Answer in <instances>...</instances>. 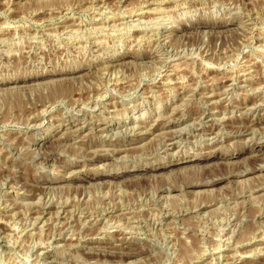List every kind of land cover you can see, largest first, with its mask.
Here are the masks:
<instances>
[{
    "label": "rangeland",
    "instance_id": "1",
    "mask_svg": "<svg viewBox=\"0 0 264 264\" xmlns=\"http://www.w3.org/2000/svg\"><path fill=\"white\" fill-rule=\"evenodd\" d=\"M0 264H264V0H0Z\"/></svg>",
    "mask_w": 264,
    "mask_h": 264
},
{
    "label": "bare ground",
    "instance_id": "2",
    "mask_svg": "<svg viewBox=\"0 0 264 264\" xmlns=\"http://www.w3.org/2000/svg\"><path fill=\"white\" fill-rule=\"evenodd\" d=\"M258 34V33H257ZM3 221V220H2Z\"/></svg>",
    "mask_w": 264,
    "mask_h": 264
}]
</instances>
